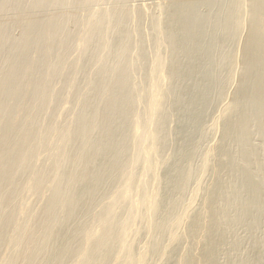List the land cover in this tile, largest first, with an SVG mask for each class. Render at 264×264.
Returning <instances> with one entry per match:
<instances>
[{
    "label": "bare ground",
    "instance_id": "obj_1",
    "mask_svg": "<svg viewBox=\"0 0 264 264\" xmlns=\"http://www.w3.org/2000/svg\"><path fill=\"white\" fill-rule=\"evenodd\" d=\"M166 1L147 28L127 0H34L83 11L7 47L0 24V264H168L185 242L182 264H218L230 229L264 230V0Z\"/></svg>",
    "mask_w": 264,
    "mask_h": 264
},
{
    "label": "rangeland",
    "instance_id": "obj_2",
    "mask_svg": "<svg viewBox=\"0 0 264 264\" xmlns=\"http://www.w3.org/2000/svg\"><path fill=\"white\" fill-rule=\"evenodd\" d=\"M28 1H29V3L31 5H29V3H27ZM32 1H34V0H25V1L24 0H9L10 3L14 2L15 6L12 4L13 7L10 6L7 9V11H4V12L0 13V24L4 25L5 28L11 27V29H10V40L5 45V47L9 46L10 43H12V41H18L17 38L20 39L23 36L22 35L23 34V29H22V27L18 26V23H16V22H23L25 20V22H23V23H26L28 21L27 22V24H28V23H31L32 21H33V23H35L36 21L37 22H42V20H43L44 22H42V23H45L47 21L48 17H50V18H52L54 16L58 17V16H60L62 14L70 15L71 17H74V16L80 15V13H82V11H83L82 8H80V6H78V5H76V6L73 5V6H68V7H52V8L48 7V8H45V9H40V8H38L36 6L35 2H32ZM129 1L127 0V2H126V5H128L129 7L128 6H126V7H128V8L131 7L130 9L133 10V11L136 10L134 12H142V13L144 12L142 14V15H144L143 18H145L144 19L145 22L143 24L144 27H146L148 25L151 16L154 15V14H158L159 8H161V6L162 7L165 6L166 3H168V1H166V0H129ZM21 2H22V4H21ZM110 3H108V1L107 2L106 1L102 2L101 1L100 3L96 4L95 6H92L91 9L93 11H106V10H108V8L110 6L112 8L114 7V5L112 6L111 5L112 3L111 4ZM24 5H26V6H24ZM32 5H33V7H32ZM74 6L77 8V10L80 9L81 11L80 10L77 11ZM16 7L19 8V9L20 8H22V9H20V10L18 9L17 10V9H15ZM34 7L37 8V9H35ZM111 7H110V9H111ZM29 8H31V10L32 9L33 10L31 11ZM15 10H17V11H15ZM72 14H74V15H72ZM22 19H23V21H22ZM9 23H11V24H9ZM122 27L123 26H121V28ZM66 30H67L68 33L75 34V32L77 31L76 24L74 22H70L68 24ZM245 33H246V36H247V30L246 29L244 30V33L241 34V36L243 37V39L241 38L242 44L240 42L238 44L239 48H237V49H240V51H241L240 55H239V59L241 58L242 47H243V43H244L243 41L246 38ZM116 36H117V34H115V36L113 38L114 41H116V39L118 38V36L117 37ZM240 44H241V46H240ZM91 54L92 53L87 54V57L85 55V58L83 57V60H82L83 63H84L83 69L85 71H88V73L87 72H83V69H82V72L79 73L78 79H79L80 82L78 81V83L80 84V87H84V85H85L84 82H85V79H86L85 77L88 76L87 74L90 73L89 76L91 75L92 77H97L99 75L98 73H96L97 70H94V69H97V67L96 66L94 67L93 65L90 66V63L86 62L84 60V59L87 60V58H92V59L88 60V61H90V60L92 61L94 59L93 58L94 56L92 55V57H91ZM67 72H68V75L70 76L71 73H72V70L69 69V70H67ZM97 72H99V71H97ZM66 75L67 74H65V76ZM238 77L239 76H236L237 79L235 78L236 80L233 81V83L229 85V87L227 89L228 91L226 90L227 94H225L224 99L219 100V102L215 103V105H214L215 107H212L213 110H211L210 117L208 118L209 121H207V124L210 123V125L211 124L215 125V123H216V126H217V124H218V126L217 127H215L214 125L213 126L211 125L212 127L208 126V127H211V130L208 129V132L210 131L208 133V141L209 140L210 141L208 142L209 144L206 142V144H208L206 147L203 146L204 150L213 149L214 146L216 147L219 144V142L221 141V139H219V138H222L221 136L223 135V130L221 129L222 127L219 124V122H220L219 119L222 117L221 115H223L222 111H224V110L227 111L228 110V107H226L225 104L227 102H231L232 99H233L232 97L234 96V93H235L236 88H237L236 85L239 82ZM57 85H59V84H57ZM216 104H217L218 107L216 106ZM228 104H230V103H228ZM121 109H123V108H121ZM221 109H223V110L221 111ZM66 112H68V111H66ZM118 112H119V114H117ZM217 112H218L219 115L217 114ZM120 113H122V112L117 110V112H115L114 116H116V117L120 116ZM217 116H219V118ZM211 117H214V118L217 117L215 120H218V122L215 121L214 118L212 119ZM216 128H219V129H216ZM212 129H214L216 131L215 135L213 133L214 130H212ZM217 130H219V131H217ZM209 135H212L213 137L209 136ZM263 136L264 135H262V136L261 135H253V137H252L253 150H256L259 153V156L261 155L260 158L263 155V148H264L263 147L264 146V137ZM209 138H211V139H209ZM218 140H220V141H218ZM210 144L212 146H210ZM209 146H210V148H209ZM258 153H256V154H258ZM260 158H259L258 163L260 165V168H263L262 170H264V166L262 167V165L264 164V158L263 159H260ZM251 169H252V172H251ZM251 169H250V172L252 174L255 173L253 175H255V177H257L256 180L261 182L262 184L261 183L260 184L264 188V175H263L264 172L261 171L260 174H257V172H256V170L254 168H251ZM204 174H206V173H204ZM204 174H202L201 177H199L200 181L199 180L198 181L200 183L198 182V183H196V184L194 183V184L196 185V187H197V184H199L200 187H202V185L204 186V184H206L204 187H208L210 189L212 187V185H213V182H214V181H212L213 178L210 177L211 176L210 172H207V175H204ZM205 177H207V178H205ZM201 182H202V184H201ZM194 184L191 185V189L194 188V186H193ZM200 201H201L200 198L197 199V201H196L197 203L195 205L198 206L197 204H199L198 202H200ZM229 233L230 234L226 238V243L222 246V248L219 251L218 264H239V262H242L243 264H244V262H245V264H264V230L263 231L258 230V231L252 232L247 227H245V228H243V227H241V228L234 227V230L231 231V229H230ZM188 246H189V243L185 242L183 244V247L181 248L182 251L180 250V254H178L175 258H173L172 261H170L168 264H182V260H183L182 256H183V253L188 248Z\"/></svg>",
    "mask_w": 264,
    "mask_h": 264
}]
</instances>
